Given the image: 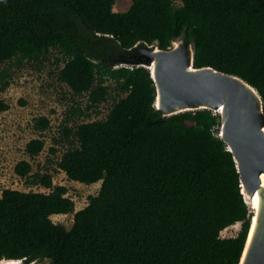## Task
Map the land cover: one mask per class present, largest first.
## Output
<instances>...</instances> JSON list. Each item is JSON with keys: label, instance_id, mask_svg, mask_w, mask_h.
<instances>
[{"label": "trees", "instance_id": "1", "mask_svg": "<svg viewBox=\"0 0 264 264\" xmlns=\"http://www.w3.org/2000/svg\"><path fill=\"white\" fill-rule=\"evenodd\" d=\"M0 0V62L61 55L58 80L87 95L86 110L107 96L106 81L125 95L104 119L64 127L76 144L57 167L97 193L73 212L63 185L32 173L47 192L0 191V261L39 264H239L252 212L240 193L231 153L219 138L218 114L208 109L162 116L141 48L192 46V66L237 76L258 94L264 114V0ZM0 69V89L7 82ZM7 105L0 100V111ZM83 113V112H79ZM40 131L48 119L39 116ZM29 139V157L43 148ZM50 148V152H54ZM13 173L27 177L21 159ZM72 212L65 228L52 214ZM239 222L232 236L220 231ZM240 257V258H239Z\"/></svg>", "mask_w": 264, "mask_h": 264}, {"label": "rangeland", "instance_id": "2", "mask_svg": "<svg viewBox=\"0 0 264 264\" xmlns=\"http://www.w3.org/2000/svg\"><path fill=\"white\" fill-rule=\"evenodd\" d=\"M179 5L177 0H172ZM130 0H114L113 11H125ZM7 66V85L0 89V100L7 109L0 111V191L11 188L21 191L48 190L33 183L32 173H47L51 176L52 185H63L65 195L73 203V212L87 203L88 197L97 193L100 181L83 184L65 177L57 167L61 153L76 144L72 136H65L63 128L73 129L77 124L92 120L104 119L115 101L125 93L117 90L114 82L106 81L107 96L94 110H86L87 95L74 94L63 82L58 80V72L62 67L61 55L50 48L40 61H24L17 65L0 62V69ZM79 112H83L82 114ZM39 116L48 119L45 129L37 131L33 120ZM41 138L44 142L42 150L29 158L24 152V144L31 138ZM54 148V152H50ZM27 160L31 170L27 177H18L13 173V165ZM50 219L69 228L72 223V212L52 214ZM239 229V222L225 227L220 236L234 235ZM47 260L39 264H47Z\"/></svg>", "mask_w": 264, "mask_h": 264}, {"label": "water", "instance_id": "3", "mask_svg": "<svg viewBox=\"0 0 264 264\" xmlns=\"http://www.w3.org/2000/svg\"><path fill=\"white\" fill-rule=\"evenodd\" d=\"M139 55L144 62L138 65L148 70L153 82V106L162 116L198 109H208L218 114L217 135L231 153L239 176V186L253 194L259 185V175L264 172V114L254 88L237 76L211 67H193L192 46L181 39L173 41L167 49H159L155 45L149 49L141 48ZM153 60L155 64L151 70L149 66ZM221 105L223 110H217ZM243 200L252 212L250 228L255 211L244 197ZM261 222L264 224V208L257 214L254 243L250 246L244 264H264V231L261 233ZM246 240L247 234L244 244ZM9 260L33 264L22 259L3 261Z\"/></svg>", "mask_w": 264, "mask_h": 264}, {"label": "bare ground", "instance_id": "4", "mask_svg": "<svg viewBox=\"0 0 264 264\" xmlns=\"http://www.w3.org/2000/svg\"><path fill=\"white\" fill-rule=\"evenodd\" d=\"M155 64V60L152 61V64L149 66L151 70H153ZM217 110H223L222 105L219 106ZM241 187V192L246 201H248L251 209L255 211L254 216L252 217L250 228L247 233V240L244 244V248L241 254V258L239 264H244L245 258L248 254L251 244L254 243V234L257 227V214L262 208H264V172L259 175V185L253 194L248 193L243 186ZM264 231V224L261 222V233ZM261 236V234H260ZM259 236V238H260ZM258 238V240H259ZM257 240V241H258ZM0 264H20L19 260H9V261H0Z\"/></svg>", "mask_w": 264, "mask_h": 264}]
</instances>
